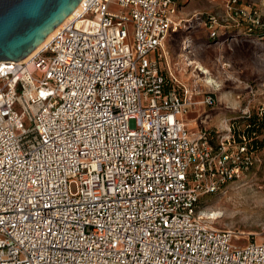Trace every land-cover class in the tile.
<instances>
[{
  "label": "built area",
  "instance_id": "1",
  "mask_svg": "<svg viewBox=\"0 0 264 264\" xmlns=\"http://www.w3.org/2000/svg\"><path fill=\"white\" fill-rule=\"evenodd\" d=\"M83 1L39 53L0 61V264H264V241L238 245L202 216L255 152L188 128L162 67L181 0ZM212 1L264 27L255 3Z\"/></svg>",
  "mask_w": 264,
  "mask_h": 264
},
{
  "label": "rangeland",
  "instance_id": "2",
  "mask_svg": "<svg viewBox=\"0 0 264 264\" xmlns=\"http://www.w3.org/2000/svg\"><path fill=\"white\" fill-rule=\"evenodd\" d=\"M247 3H255L264 13V0ZM110 10L123 8L112 3ZM177 16L185 25L168 38L162 67L191 103L184 115L188 128L195 131L205 127L220 136L237 137L248 126V117L257 115L264 121V27L229 15L222 4L212 0H181ZM207 17L214 18L215 28L225 32L222 39L215 42L209 38L212 28ZM88 18L98 20L99 15L93 12ZM130 33H134L133 25ZM186 39L196 46L192 53L183 50ZM186 57L201 60L211 70L217 85H205V75L200 72L198 78L189 79L193 69L184 67ZM208 97L212 104L205 102ZM256 139L260 148L255 152L253 166L240 179L204 196L201 204L202 212L223 213L215 223H210L233 231L237 235L234 242L242 246L264 241V129ZM71 191H78V183L71 184Z\"/></svg>",
  "mask_w": 264,
  "mask_h": 264
},
{
  "label": "water",
  "instance_id": "3",
  "mask_svg": "<svg viewBox=\"0 0 264 264\" xmlns=\"http://www.w3.org/2000/svg\"><path fill=\"white\" fill-rule=\"evenodd\" d=\"M83 0H0V61L27 58Z\"/></svg>",
  "mask_w": 264,
  "mask_h": 264
},
{
  "label": "bare ground",
  "instance_id": "4",
  "mask_svg": "<svg viewBox=\"0 0 264 264\" xmlns=\"http://www.w3.org/2000/svg\"><path fill=\"white\" fill-rule=\"evenodd\" d=\"M84 12V1H82L78 7L74 10V12L69 15L63 23H61L25 60L30 59L37 53H39L52 39L65 27H67L70 23H73L79 19V17ZM190 21V20H189ZM196 46L193 44L191 39H186L184 42L183 50L189 51V53L193 52V48ZM184 67L186 69H193V74L189 79L193 77L198 78L197 72L205 75L204 83L207 86L215 87L217 85L216 81L211 77V70L206 67L201 60L195 59L193 57H186L184 60ZM179 81V80H178ZM190 91H188L189 93ZM192 123V122H190ZM195 125L197 122H193ZM203 218H207L210 222L215 223L220 217L223 216V213L218 210H211L209 212H202Z\"/></svg>",
  "mask_w": 264,
  "mask_h": 264
},
{
  "label": "trees",
  "instance_id": "5",
  "mask_svg": "<svg viewBox=\"0 0 264 264\" xmlns=\"http://www.w3.org/2000/svg\"><path fill=\"white\" fill-rule=\"evenodd\" d=\"M208 22H211V18L207 17ZM249 123L243 133L238 135L236 138L242 141L241 136H245L248 140V144L253 152H256L260 148V142L256 137L260 135L264 129V121L260 119L257 115L248 117Z\"/></svg>",
  "mask_w": 264,
  "mask_h": 264
}]
</instances>
